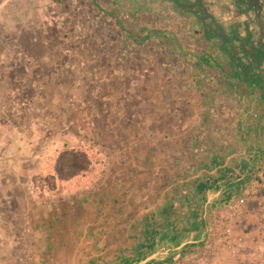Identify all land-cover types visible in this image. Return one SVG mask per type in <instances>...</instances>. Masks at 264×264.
<instances>
[{"label": "crops", "instance_id": "obj_1", "mask_svg": "<svg viewBox=\"0 0 264 264\" xmlns=\"http://www.w3.org/2000/svg\"><path fill=\"white\" fill-rule=\"evenodd\" d=\"M170 1L172 5L181 2L175 10L177 15L192 14L185 5L188 0ZM5 3L1 5L3 8ZM38 3L43 5L42 0H37ZM209 3L201 5V9H190L197 13L191 23L187 22L195 34L185 43V52L179 55L181 64H185L180 76L179 99L165 97L160 104L149 105L150 100L142 98L133 104V111H147V117L133 122L136 126L131 128L130 139L122 142L126 152L116 153V157L125 158L126 162L114 171L105 169L103 174L112 176L104 179L102 187L77 190L86 193V209L91 211L94 199L106 205L103 223L114 217L108 216L110 206L117 210L120 204L131 203L129 220L115 216L117 224L125 223L120 226L123 230L111 228L108 235L110 240L126 239V246L117 244L110 251L117 255L116 264H199L207 256L221 253L217 225L239 199L245 200L246 215L237 232L253 231L260 224V219H251L259 217L258 201L264 183V0H256L252 5L250 0H210ZM41 6L38 8L41 14L36 7V17L42 15L44 6ZM98 11L103 15V8ZM23 12L27 21L29 11L26 8ZM3 17L2 14L1 21ZM109 17L117 19L116 14ZM39 47H44V42L29 37L24 43V53H12L9 62L11 69L23 62L25 75L21 78L36 80L35 85L25 87L24 91L35 94L32 112L40 110V115L34 114L44 123V113H50L53 107L47 112L37 105L45 100L47 103L50 100L51 106L63 102L56 95L42 98L44 89L49 85L56 93L67 87L60 81L64 80L63 74L44 72L43 64L51 56ZM31 65L35 71H29ZM12 74L0 72L3 81L0 94L9 93L4 85ZM48 78L53 79V84L44 82ZM83 89H87L85 83ZM150 91L148 88L145 94ZM13 93L21 94L19 89ZM88 103L84 107H89ZM117 108L122 107L117 105ZM62 109L53 114L52 123L56 125V122L59 128L69 123ZM25 121L18 111L10 116L0 113V131L4 141L10 144L8 153L15 159L29 157L25 147L28 140L44 137V133L37 136L28 130L22 134L21 125L27 129L32 122L27 125ZM57 126L51 127L55 147L59 144ZM19 130L20 135H16ZM40 156L44 155L35 153L34 157ZM72 188L70 185V195ZM241 255L252 260V246L246 244Z\"/></svg>", "mask_w": 264, "mask_h": 264}, {"label": "rangeland", "instance_id": "obj_2", "mask_svg": "<svg viewBox=\"0 0 264 264\" xmlns=\"http://www.w3.org/2000/svg\"><path fill=\"white\" fill-rule=\"evenodd\" d=\"M188 2L193 6L210 4V0ZM3 3L5 0H0V19L2 14L5 17L0 20V72L13 74L4 85L9 93L0 94V113L10 116L18 111L27 125L31 121L35 123L31 122L27 129L22 124V134L28 130L37 136L44 133V137L35 136L26 142L28 158L15 159L10 154L9 173L0 189V264H116L117 255L110 251L117 244L126 246V239L110 240L108 235L111 228L123 230L120 226L125 223L117 224L115 216L129 220L131 203L120 204L117 210L110 206L108 216L114 217L103 223L106 205L94 199L91 211L86 209V193L77 190L102 187L108 177L103 174L105 169L114 171L126 162L125 158L116 157V153L126 152L122 142L130 139L136 126L133 122L147 117V111H133V104L142 98L150 100L149 105L160 104L165 97L179 99L180 76L185 66L179 55L185 52V43L195 34L188 23L197 13L177 15L175 10L181 2L172 5L170 0H42V15L36 17V7L41 6L37 0H9L4 8ZM26 8L27 21L23 12ZM99 8H103V15ZM112 14L117 15L116 20L109 17ZM167 19L171 22L167 23ZM29 37L43 41L44 47L39 50L51 56L43 64L44 72L63 74L64 80L60 81L67 87L56 93L52 86L44 89L42 98L56 95L63 99L61 104L55 101L59 104L54 106L49 104L50 100L37 105L47 112L53 107L50 113H44V123L37 118L42 113L40 110L32 112L35 94L24 91L25 87L35 85L36 80L21 78L25 75L23 62L14 64V69L9 62L13 54L24 53V43ZM31 70L35 71L32 65ZM52 81L44 80L46 84ZM148 88L151 91L145 94ZM17 89L20 95L13 93ZM87 103L89 107H84ZM60 107H64L62 112L69 119L63 128L52 123L53 114ZM53 126L59 129L57 147L51 139ZM19 133L21 130L16 135ZM0 138L8 149L10 144L4 141L1 131ZM81 141L89 147V152L80 150ZM34 152L44 156L35 158ZM64 152L85 155L88 165L75 177L61 181L55 169L59 155ZM70 185H73L71 195ZM217 226L220 232L219 222ZM218 243L221 253L209 255L199 264H231L220 239Z\"/></svg>", "mask_w": 264, "mask_h": 264}, {"label": "built area", "instance_id": "obj_3", "mask_svg": "<svg viewBox=\"0 0 264 264\" xmlns=\"http://www.w3.org/2000/svg\"><path fill=\"white\" fill-rule=\"evenodd\" d=\"M2 105L0 104V107ZM79 148L84 153L90 151L89 147L81 141ZM11 156L8 149L2 144L0 138V189L5 183V176L9 170ZM258 201V218L260 224L253 231L237 232V227L245 219V200L239 199L237 203L226 211L220 218L221 229L219 239L222 249L228 255L231 264H264V183L260 191ZM1 237V236H0ZM249 244L252 246L253 259L241 255L242 248Z\"/></svg>", "mask_w": 264, "mask_h": 264}, {"label": "trees", "instance_id": "obj_4", "mask_svg": "<svg viewBox=\"0 0 264 264\" xmlns=\"http://www.w3.org/2000/svg\"><path fill=\"white\" fill-rule=\"evenodd\" d=\"M87 165L85 155L75 152H64L59 155L55 174L58 180L66 181L85 171Z\"/></svg>", "mask_w": 264, "mask_h": 264}, {"label": "flooded vegetation", "instance_id": "obj_5", "mask_svg": "<svg viewBox=\"0 0 264 264\" xmlns=\"http://www.w3.org/2000/svg\"><path fill=\"white\" fill-rule=\"evenodd\" d=\"M251 1V5L253 4V3H255L256 2V0H250ZM187 5V7L189 8V10L191 9V10H195V8H200L201 9V4L200 3H198V5H196V6H193L192 4H190V2L188 3V4H186ZM190 10V12H192L193 13V11H191Z\"/></svg>", "mask_w": 264, "mask_h": 264}]
</instances>
